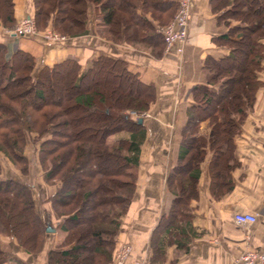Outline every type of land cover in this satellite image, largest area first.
<instances>
[{"label":"trees","instance_id":"obj_1","mask_svg":"<svg viewBox=\"0 0 264 264\" xmlns=\"http://www.w3.org/2000/svg\"><path fill=\"white\" fill-rule=\"evenodd\" d=\"M177 4L34 0L33 16L39 30L52 27L76 36L87 32L93 7L102 35L114 42L142 43L159 56L165 40L158 27L174 16ZM211 5L219 22L228 25L215 39L231 50L205 58L208 80L193 87L179 159L169 173V186L177 192L173 204L185 215L197 194L198 169L208 148L213 151V176L229 177L235 136L264 84L259 75L264 68V0H211ZM15 22L14 0H1L0 25L13 27ZM8 52V43L0 39V152L26 174L28 137L47 135L39 159L46 181L59 183L49 199L61 218L55 226L44 219L30 185L3 177L0 161V232L34 252L51 226L65 234L49 249L48 264H111L122 216L135 194L144 139L143 122L130 110L147 111L156 100V87L122 56L100 53L84 70L79 58L67 57L35 72L32 49L19 46ZM203 120L210 124L209 133L200 130ZM125 131L130 136L110 141L111 135ZM187 231L181 227L182 233ZM8 261L28 264L0 247V264Z\"/></svg>","mask_w":264,"mask_h":264},{"label":"crops","instance_id":"obj_2","mask_svg":"<svg viewBox=\"0 0 264 264\" xmlns=\"http://www.w3.org/2000/svg\"><path fill=\"white\" fill-rule=\"evenodd\" d=\"M16 7L18 17L33 14L34 0H16ZM218 16L211 0H193L188 39L168 50L164 47L159 56L147 47L114 42L102 35L93 7L87 32L70 36L65 42H50L43 34L33 38L9 34L4 40L14 49L27 46L26 41L36 47L35 72L44 64L67 57L79 58L84 70L93 57L109 53L125 57L146 80L154 83L156 100L142 111L144 139L135 194L122 216L116 239L115 252L124 242L133 247L125 264H232L246 250L264 248V84L235 136V159L229 177L213 176V151L208 148L198 169L197 194L190 199L186 215L173 204L177 192L171 190L168 182L179 159L187 109L194 101L193 87L208 80L205 58H218L231 50L228 44L215 39L228 29ZM259 75L264 81V68ZM200 130L209 133L208 120L201 122ZM120 135L130 133L121 132L109 139L114 141ZM58 188L59 183H48L42 195L33 190L39 213L54 226L61 217L49 198ZM238 211L255 212L258 218L241 224L234 217ZM182 226H187V233L181 232ZM58 231L48 232L42 247L34 252L10 238L13 252L28 264H48L49 249L62 240L56 236ZM0 239L6 242L5 238Z\"/></svg>","mask_w":264,"mask_h":264},{"label":"built area","instance_id":"obj_3","mask_svg":"<svg viewBox=\"0 0 264 264\" xmlns=\"http://www.w3.org/2000/svg\"><path fill=\"white\" fill-rule=\"evenodd\" d=\"M192 7L193 0H178L176 12L171 21L158 28L164 35L166 50L177 42H185L188 39ZM34 33L36 34L38 32L35 19L31 15L24 16L17 27L11 32L15 36H26ZM43 35L49 40L55 41H62L66 38V35L55 30L45 31ZM130 112L136 117L144 114V112L133 109ZM234 217L241 224L255 222L258 218L255 212L250 211H238ZM132 249L133 247L129 242L121 244L116 250L111 264H125L127 258L132 253ZM136 264H141V262H137ZM232 264H264V248L248 249L236 258Z\"/></svg>","mask_w":264,"mask_h":264},{"label":"rangeland","instance_id":"obj_4","mask_svg":"<svg viewBox=\"0 0 264 264\" xmlns=\"http://www.w3.org/2000/svg\"><path fill=\"white\" fill-rule=\"evenodd\" d=\"M177 6H178V4H177ZM14 7H15V16H16V22H15L14 26L13 27H7V26L0 25V39L3 40V41L6 40L5 38H7L9 36V34H11L12 30L17 27V25L19 24V22L22 20V18L24 16H26V15L33 16V14H22L20 17H18L17 16L16 0H14ZM2 8L5 10V7H2ZM34 10H35V7H34ZM4 12L6 13V11H4ZM33 13H34V11H33ZM171 19L169 21H171ZM168 22H166V23H168ZM35 23H36V20H35ZM36 27H37V23H36ZM48 30H55V31L61 33L60 31H58L57 29L52 28V27L46 28L45 30H39L38 27H37V32L38 33L29 34V35H26V36H30L29 38H33V36L34 37L38 36L40 34H43L42 32H45V31H48ZM61 34H63V33H61ZM64 35H66V38L64 40H62V41L49 40L48 38L47 39L50 42H56V43L57 42H65L70 37V35H68V34H64ZM16 37L17 38H21V37H25V36H16ZM24 44H28L29 45V46L27 45L28 48L32 49L35 53L37 52L36 47H33L28 41H26ZM138 45L142 46V47H147L146 45H144L142 43H139ZM12 46H13V44L8 43L9 49ZM14 50H12V51L9 50L8 53L10 54ZM36 55H38V54L36 53ZM36 63H37V59H36ZM36 69H37V67L35 66V70ZM61 91L62 90H60L59 93H62ZM180 130L181 129L179 128L178 139L180 137ZM46 136L47 135L39 137L37 133H33L32 135H30L28 137L27 145H26V148H25V154L28 156V159H29V170H28V172L26 174L24 172H22L21 167L15 165L8 157H6L2 152H0V161H1V164H2V176L3 177L10 176V177H14V178H16V179H18L20 181H24V182H26V183H28L30 185L32 191L36 190L37 192L40 193V195H42V193L44 192L43 188L45 187V189H46V186L48 185V182L46 181V177H47L46 172L43 169V167L41 165V162H40V159H39L38 150H39V146H40L41 141ZM178 139L176 138V141H178ZM48 232H52V231H48ZM64 234L65 233H64L63 230H59L58 233L56 234V236L58 238H62L64 236ZM0 238H2V239L5 238L4 240H6V242H4L3 240L0 239V247L2 249H4V250L9 251V252H13L14 248H12V247H14V246L12 244V240L10 239V238H13V237L10 236V235L3 234V233L0 232ZM4 247H6V248H4Z\"/></svg>","mask_w":264,"mask_h":264},{"label":"water","instance_id":"obj_5","mask_svg":"<svg viewBox=\"0 0 264 264\" xmlns=\"http://www.w3.org/2000/svg\"><path fill=\"white\" fill-rule=\"evenodd\" d=\"M9 50H14L13 47H11ZM139 121L142 122L143 121V117H139ZM47 231H55V228L54 227H51V226H48L47 227Z\"/></svg>","mask_w":264,"mask_h":264}]
</instances>
